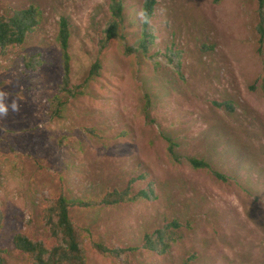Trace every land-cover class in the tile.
<instances>
[{
  "label": "rangeland",
  "instance_id": "1",
  "mask_svg": "<svg viewBox=\"0 0 264 264\" xmlns=\"http://www.w3.org/2000/svg\"><path fill=\"white\" fill-rule=\"evenodd\" d=\"M109 1L0 0L1 12L31 3L44 11L41 27L26 44L6 56L0 53V92L6 93L4 102L9 105L8 114L0 117L4 212L0 249L5 251L6 264H27L15 248L17 232L52 242L43 225L46 200L61 192L84 200L101 198L110 190L125 188L131 168L141 162L152 179L169 183L175 194L177 179L185 180L196 230L184 249L160 255L148 251L142 237L166 222L170 209L164 199L74 208L75 222L92 231L87 244L90 264H123L99 246L138 248L132 264H181L182 253L188 250L197 254L193 264H264V171H254L264 166V93L256 82L264 75V47L260 50L255 29L256 3L157 0L161 30L154 53L175 47L187 84L172 69L165 76L163 70L157 75L150 64L142 76L163 110L154 117L181 138L180 153L208 156L226 173L239 169L245 179L258 175V180L244 183L249 188L244 190L233 181H218L193 170L185 158L181 165L172 163L164 142L144 128L137 114L138 96L131 82L135 60L113 48L105 53L102 76L89 92L73 99L63 117L51 116V99L62 78L56 43L60 18L67 17L72 25V82L78 84L96 58L94 49ZM138 1L125 0L131 8ZM202 42L214 44V50L202 52ZM33 54L41 58L34 71L24 64V58ZM13 101L19 105L17 111L11 110ZM224 101H232L236 109L233 116L225 117V124H231L225 129L217 120L223 112L215 106ZM91 128L101 136L93 135ZM123 131L129 132L128 137ZM235 138L243 140L244 150L237 149ZM251 156L260 166L249 161ZM244 166L252 167V173ZM143 187L139 183L134 189Z\"/></svg>",
  "mask_w": 264,
  "mask_h": 264
},
{
  "label": "trees",
  "instance_id": "2",
  "mask_svg": "<svg viewBox=\"0 0 264 264\" xmlns=\"http://www.w3.org/2000/svg\"><path fill=\"white\" fill-rule=\"evenodd\" d=\"M256 5V31L259 34L258 44L260 50L264 47V0H253ZM220 4L222 0H214ZM158 1L140 0L129 7L125 0H110L108 4L107 17L104 26L99 31L97 45L94 49L96 58L91 62L82 82L74 84L72 82V52L71 39L73 29L67 17H61L58 22L56 43L61 53L62 78L58 85V91L51 99L53 118H61L68 109L71 101L81 96H85L94 82L102 76L104 70V55L108 49L113 48L124 57L135 60V71L131 77V82L137 91L138 106L137 114L142 116L145 129H148L155 138L160 139L166 145V152L175 165L183 164V158L187 164L195 171H203L218 181L231 183L232 181L248 190L245 182L258 180V175L254 177H244L239 175V169L226 173L217 162L208 156L199 157L197 154H187L183 156L180 148L183 143L180 136L174 134L169 125H163L155 117L154 113L162 114L163 110L154 92L152 93L143 79L148 69L157 75L160 70L167 74L168 69H172L187 84L180 59L171 47L164 52L158 50L154 53L156 35H159L161 23L157 21ZM44 19V11L38 3L18 9L8 8L5 12L0 11V53L3 56L15 47L23 46L30 36L37 32ZM133 36V38H132ZM204 53L214 50L215 45L202 42L199 46ZM41 63L40 54H33L24 58L25 66L34 71ZM140 69V70H139ZM138 70V71H137ZM151 74V73H150ZM143 79V80H142ZM165 80V79H164ZM260 81V89L264 93V75H261L256 82ZM167 82V81H166ZM169 82V81H168ZM255 82V83H256ZM250 89L255 90L256 84ZM189 86V83L188 85ZM218 110L223 112L220 126L225 129V117L233 116L235 106L233 102H215ZM221 116V115H220ZM95 136H101L100 132L94 128L89 130ZM123 137H128L129 132H121ZM232 136V134H231ZM152 138L151 141H153ZM183 139H186L183 138ZM237 149L243 148V140L234 139ZM244 150V148H243ZM249 161L253 165L258 164L257 159L252 156ZM257 163V164H256ZM259 165V164H258ZM260 166V165H259ZM133 171L127 185L123 189L115 188L106 192L101 198H91L89 200L71 197L61 192L46 200V207L43 212V225L50 234L52 242L32 236L29 232L20 231L14 235L15 248L22 254L27 264H90L87 251L88 241L92 240V231L88 227L80 226L73 219L71 212L74 208L90 209L101 206H118L131 201H141L144 199H164L170 212L165 213L166 222L154 231L145 232L142 237L143 246L150 252L165 255L173 249H184L190 239L191 234L196 230L194 220L195 212L192 208V199L185 195V180L177 179L174 188L169 183H161L152 179L149 168L143 163L131 168ZM241 169V168H240ZM251 172L252 167L244 166ZM254 171L263 173L264 166H260ZM252 173V172H251ZM257 177V178H256ZM142 183L144 187L135 191L136 184ZM156 184V189H155ZM182 197V199H180ZM4 226V212L1 208L0 200V231ZM101 249L110 252L123 264H132V253L138 251L136 247L125 248H105ZM5 251L0 249V264H6ZM197 254L191 251L182 253L181 264H193Z\"/></svg>",
  "mask_w": 264,
  "mask_h": 264
},
{
  "label": "clouds",
  "instance_id": "3",
  "mask_svg": "<svg viewBox=\"0 0 264 264\" xmlns=\"http://www.w3.org/2000/svg\"><path fill=\"white\" fill-rule=\"evenodd\" d=\"M6 93L5 92H0V117L6 116L9 111V105L4 102V97ZM19 108V105L17 104L16 101H13L11 104V110L17 111Z\"/></svg>",
  "mask_w": 264,
  "mask_h": 264
}]
</instances>
